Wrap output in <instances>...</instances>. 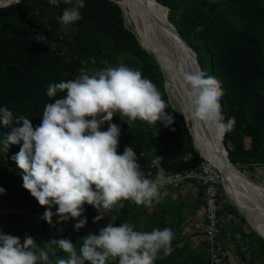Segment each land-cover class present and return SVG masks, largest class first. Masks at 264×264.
I'll list each match as a JSON object with an SVG mask.
<instances>
[{"label": "trees", "instance_id": "16d2710c", "mask_svg": "<svg viewBox=\"0 0 264 264\" xmlns=\"http://www.w3.org/2000/svg\"><path fill=\"white\" fill-rule=\"evenodd\" d=\"M116 1L84 0L85 7L80 10L83 19L68 33L61 31L58 22L63 10L70 7L63 0L59 6L49 4L48 0H20L0 6V107L9 108L14 116H26L35 128L42 122L45 105L66 95L58 93L50 99L46 95L48 84L75 79L81 69L92 74L93 70L123 64L140 70L144 78L153 82L168 104L165 111L173 117L174 123L165 127L157 122L160 128L157 134L153 126L141 121L129 128L117 113L111 123L120 128L118 154H123L125 146L132 147L145 176L156 156L148 151V146L159 148L164 141L167 146L162 161L167 170L181 169L179 162L184 155L193 156V167L206 164L194 146L184 115L176 112L170 103L160 64L142 46L135 31L127 27L123 9ZM156 1L169 9V19L197 53L203 72L221 83L224 122L231 117L236 120L234 129L226 133L224 139L230 161L238 168L261 167L264 172V0ZM36 35H43L48 43L37 42ZM107 127L105 124L101 130L106 131ZM7 131L0 125V187L5 190L0 194V205L16 206L26 212L46 210L23 188V173L12 159L21 145L10 146L7 153L2 150ZM247 138L249 147L245 142ZM193 184L196 198L188 195L174 199L175 188L168 187L161 190L168 195L160 204H154L151 212L147 207L122 201L112 209L115 226L127 221L138 231L172 229L173 251L163 259L158 257L155 264H208L205 245L196 250L188 242L183 247L177 246L180 228L190 211L195 212L204 203L202 186ZM95 211L92 206L84 205L81 219L87 218L85 227L94 224ZM78 220L73 219V224ZM242 220L246 223L244 218ZM57 221L51 225L35 224L27 214L1 216L0 232L19 237L21 243L26 236H31L42 246L58 240L53 235ZM74 231L77 233L71 240L79 251L82 229L77 231L70 224L64 233L70 235ZM224 233L226 236L225 229ZM242 239L243 242H234L246 245L254 259L264 264V240L253 230L249 234L242 233ZM48 252L53 264L56 257L67 258L55 245ZM113 262L118 264V261Z\"/></svg>", "mask_w": 264, "mask_h": 264}, {"label": "clouds", "instance_id": "9594fccd", "mask_svg": "<svg viewBox=\"0 0 264 264\" xmlns=\"http://www.w3.org/2000/svg\"><path fill=\"white\" fill-rule=\"evenodd\" d=\"M48 3L59 6L61 0ZM63 3L70 7L63 10L58 22L61 31L68 33L83 19L80 10L85 3ZM35 40L48 43L43 35H36ZM182 81L188 94L187 111L193 117L213 125L221 135L234 129L235 117L224 122L220 104L224 93L217 78L197 69L185 71ZM58 93L66 95L45 105L42 122L35 128L26 116H14L9 108L0 107V125L8 129L2 150L7 153L10 146L21 145L12 159L23 173V188L46 209L42 218L50 225L54 215L58 223L77 219L87 204L99 213L93 220L96 223L122 201L149 208L160 204L168 195L167 191L161 193L168 183L164 171L154 179L146 178L132 147L125 146L123 154H118L120 128L111 123L118 113L129 128L136 121L170 127L174 120L165 111L169 106L153 82L140 70L121 64L93 70L92 74L81 69L75 79L47 85V97L55 98ZM105 124L107 130L102 131ZM4 192L0 187V194ZM86 224V217L79 219L75 230ZM174 238L170 228L149 232L135 230L127 221L118 227L109 223L98 235L83 237L77 251L68 239H53L38 246L31 236L21 243L19 237L0 232V264H53L48 252L53 245L67 257H56L54 264H107L109 260L155 264L158 257L171 255Z\"/></svg>", "mask_w": 264, "mask_h": 264}, {"label": "bare ground", "instance_id": "6f19581e", "mask_svg": "<svg viewBox=\"0 0 264 264\" xmlns=\"http://www.w3.org/2000/svg\"><path fill=\"white\" fill-rule=\"evenodd\" d=\"M13 1L16 0H3L2 3L9 4ZM118 2L142 45L158 60L167 78L169 93L178 105L179 111L185 115L197 149L210 165L219 169L227 190L234 194L238 204L247 208L249 221L258 232L264 234V213L254 212L250 206L251 196L264 194V187L253 183L239 169L226 165L221 143L222 135L213 125L199 121L187 111L188 94L183 85L182 74L185 71L197 70V66L178 37L159 23L165 21L166 10L157 5L155 0H119Z\"/></svg>", "mask_w": 264, "mask_h": 264}, {"label": "built area", "instance_id": "2783aa9c", "mask_svg": "<svg viewBox=\"0 0 264 264\" xmlns=\"http://www.w3.org/2000/svg\"><path fill=\"white\" fill-rule=\"evenodd\" d=\"M160 170L164 171L168 180L162 189L168 187L178 189L187 183L195 182L200 184L203 189L204 203L196 210L193 217L182 224L178 234V247H183L190 239L199 247L202 244L205 245L208 264H261L260 261L254 259L247 246L235 242L226 244L221 240L225 235L224 229L231 224L233 219L231 214L224 211L220 202L222 180L218 174L209 173L204 165L200 167L184 166L179 170L169 171L163 165L162 157L156 155L152 159L145 177L154 179ZM147 210L151 212L152 207H147ZM45 211L26 212L16 206L0 205V217L27 214L35 224L47 223L42 218ZM52 211L55 213L56 207H53ZM57 220L58 217L54 215L52 222ZM226 235L230 236V233Z\"/></svg>", "mask_w": 264, "mask_h": 264}, {"label": "rangeland", "instance_id": "374dc122", "mask_svg": "<svg viewBox=\"0 0 264 264\" xmlns=\"http://www.w3.org/2000/svg\"><path fill=\"white\" fill-rule=\"evenodd\" d=\"M3 0H0V4L2 3ZM17 1V0H16ZM16 1H13L10 4L12 3H16ZM119 1V0H117ZM1 7L2 6H8V4L6 3H2L0 5ZM123 13H124V18H125V22H126V25L127 27H129L130 29L134 30L132 24L129 22V19L126 15V13L124 12L123 10ZM135 31V30H134ZM142 44V43H141ZM174 45V44H173ZM143 46V45H142ZM144 47V46H143ZM175 47V45H174ZM145 48V47H144ZM146 49V48H145ZM165 79H166V90H167V93H168V96H169V100H170V103L172 105V107L174 108V110L182 115H184L182 112L179 111V109L177 108L178 105L175 103V101H173L170 93H169V90H168V86H167V78L165 76ZM176 104V105H175ZM178 109V110H177ZM185 116V115H184ZM189 125V124H188ZM154 130L157 134H160V128L158 126L155 125L154 127ZM246 142V146L249 147L250 146V139H246L245 140ZM167 146V142L164 141V143L162 145H160V147H156L154 145H150L148 146V151L153 153L154 155L156 154H159V156L162 157V153H163V150L166 148ZM198 150V149H197ZM198 152H200L198 150ZM201 154V153H200ZM203 156V155H202ZM185 158V159H184ZM203 158L205 159L206 161V164H203L206 168V170L209 172V173H212V174H218L221 178V173L219 171V169H217L215 166H212L209 164V162L207 161V159L203 156ZM185 166H190V167H193L192 164L195 163V159L193 158V156L191 155H184L182 157V161H181ZM202 165V166H203ZM238 168V167H237ZM246 177H248L253 183L261 186V187H264V172L262 170L261 167H255V169H250L248 166H241L240 168H238ZM222 180V179H221ZM194 184L193 183H187L184 187H181V188H178V189H174L173 191V197L174 199H179L181 197H184V195H186V197H188V195H192V197L196 198V190H194V195L190 192V188L189 186H191ZM192 187V186H191ZM196 187V186H194ZM220 202L222 203V206L224 208V211L227 212L228 214H231L232 215V219L231 220V224L228 225L226 228H225V231L226 233H230V236H223L222 237V241L226 244L228 243H232L234 241H238V240H241L243 242V239H242V233H245V234H249L251 232V227L250 225L246 222H244L242 220V218H244L242 216V214L240 213V211H242L243 213H245V215L247 216L248 215V210L247 208L242 205V204H238L236 202V198L234 197V194L232 192H230L229 190H227L226 187H222V197L220 199ZM240 205V206H239ZM239 208V210L237 209V207ZM251 208L253 209V211L257 212V213H264V194L262 193H259V194H256V195H252L251 196ZM112 211V210H111ZM196 212V211H195ZM195 212L193 211H190L189 215H188V219L193 217L195 215ZM99 215V213L97 212V210L95 211V215L93 217V220L94 218ZM248 218V217H247ZM249 220V219H248ZM109 223H112L114 226H115V223H116V216L113 212H110V213H105L104 214V218L96 223H94L92 226L89 224L87 225V227H83L82 228V235L81 237H86L88 236L89 234H96L98 235L99 234V230L105 226H107ZM70 224L73 225L75 227V224H73V219H70L68 220L67 222H61V223H58L57 222V225L54 226L57 227L54 232H53V235H55L57 237V239H68L72 242L71 238L72 236H74L77 232H73L72 234L70 235H65L64 231H67L68 228L70 227ZM241 231V232H240ZM61 232V233H60ZM64 233V234H63ZM81 233V232H80ZM260 233V232H259ZM263 237H264V234H261ZM246 246V245H245ZM200 247H203V244L200 246ZM116 262H113L111 260H109L107 262V264H115Z\"/></svg>", "mask_w": 264, "mask_h": 264}, {"label": "water", "instance_id": "95a60500", "mask_svg": "<svg viewBox=\"0 0 264 264\" xmlns=\"http://www.w3.org/2000/svg\"><path fill=\"white\" fill-rule=\"evenodd\" d=\"M154 1V0H153ZM20 2V0L16 1V3ZM116 3L120 6L119 2L116 1ZM155 3L157 5H159L160 7L164 8L166 10V17H165V21L164 22H159L162 27H164L167 31L175 34L179 41L182 43V45L186 48V50L188 51V53L190 54V56L194 59L197 69L203 71L202 69V65L200 64L199 58L197 53L195 52V50L191 47V45L183 38V36L180 34V32L176 29L175 25L173 24V22L169 19L168 14H169V9L165 6H163L162 4L158 3L155 0ZM9 5V4H8ZM2 7H6V6H2ZM121 7V6H120ZM156 58V57H155ZM158 61V60H157ZM159 63V62H158ZM162 69V68H161ZM163 71V70H162ZM185 117V116H184ZM186 120V118H185ZM186 122L188 123V121L186 120ZM191 131V129H190ZM192 133V132H191ZM193 135V134H192ZM194 138V136H193ZM225 134L222 135V147H223V157H224V161L226 162V165H230L233 166L234 168H237L231 161L229 158V154H228V150L226 148L225 142ZM194 146L197 149L195 142H194ZM200 153V152H199ZM201 155V154H200ZM202 156V155H201ZM203 157V156H202ZM238 169V168H237ZM225 182H222V187H225ZM237 207V206H236ZM237 209L239 210V208L237 207ZM240 211V210H239ZM240 213L242 214V216L244 217V219L246 220V222L250 225L251 229L264 240V237L261 235V233L258 232V230L253 226V224L248 220L247 216L245 215V213H243L242 211H240Z\"/></svg>", "mask_w": 264, "mask_h": 264}, {"label": "crops", "instance_id": "0c3cea01", "mask_svg": "<svg viewBox=\"0 0 264 264\" xmlns=\"http://www.w3.org/2000/svg\"><path fill=\"white\" fill-rule=\"evenodd\" d=\"M185 159V158H184ZM182 161V160H181ZM179 162L180 163V166L181 167H184L185 165L182 163V162ZM192 186V187H191ZM191 186H189V188H190V192L194 195V190H195V187L193 186V185H191ZM186 197V195H184V198ZM188 243L190 244V246H191V248L192 249H199L200 247L199 246H197L195 243H194V241L193 240H188Z\"/></svg>", "mask_w": 264, "mask_h": 264}]
</instances>
